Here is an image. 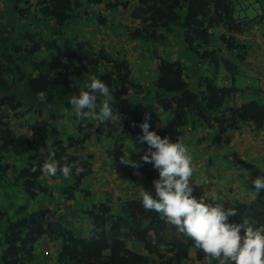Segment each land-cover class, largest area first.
<instances>
[{
  "label": "trees",
  "instance_id": "1",
  "mask_svg": "<svg viewBox=\"0 0 264 264\" xmlns=\"http://www.w3.org/2000/svg\"><path fill=\"white\" fill-rule=\"evenodd\" d=\"M101 6L119 23L109 26ZM0 14V186L24 196L13 212L0 207V264H206L194 241L142 206L141 188L155 196L158 179L140 159L146 116L161 138H194L209 156L205 167L213 159L238 172L228 156L241 139L243 155L257 159L242 174L253 195L239 189L231 203L219 201L221 192L207 197L208 185L197 184L204 176L192 179V194L235 209L229 223L264 225V191L256 195L251 183L264 175V12L249 16L240 0H5ZM85 14L97 19L96 32L107 26L139 42L151 79L134 73L124 48H92L71 26ZM45 59L51 65H41ZM90 75L114 88L122 132L73 111V78ZM40 92L45 103L35 99ZM131 141L138 168L121 163ZM45 153L84 171L31 172ZM96 158L116 172L117 194L104 176L99 181Z\"/></svg>",
  "mask_w": 264,
  "mask_h": 264
},
{
  "label": "clouds",
  "instance_id": "2",
  "mask_svg": "<svg viewBox=\"0 0 264 264\" xmlns=\"http://www.w3.org/2000/svg\"><path fill=\"white\" fill-rule=\"evenodd\" d=\"M73 85L78 91H74L69 103L79 119L110 123L122 132L121 113L114 108V88L95 75L82 82L73 78ZM35 99L45 103L46 93L40 92ZM149 119L146 116L139 125L142 135L138 141L148 146L140 159L157 170L158 179L152 182L155 196L140 187L143 208L162 214L180 233L194 241L204 254L206 264H264V225L253 226L247 220L229 223V217L236 215L235 209H226L220 203L213 205L206 202L204 196L199 199L193 196L190 184L194 175L193 158L183 142L184 137L173 140L165 135L161 138L156 131L149 130ZM121 163L134 168L141 166L130 160L128 153L127 160ZM73 170L84 171L75 162L58 161L55 153H45L43 164L31 168V172L40 171L49 177L58 172L68 177ZM251 183L256 195L264 191V175Z\"/></svg>",
  "mask_w": 264,
  "mask_h": 264
},
{
  "label": "rangeland",
  "instance_id": "3",
  "mask_svg": "<svg viewBox=\"0 0 264 264\" xmlns=\"http://www.w3.org/2000/svg\"><path fill=\"white\" fill-rule=\"evenodd\" d=\"M240 4L244 7L245 12L249 16H254L256 12H260V13L264 12V0H240ZM4 9H5V0L3 1L0 0V13ZM98 11L101 14V17L103 16L106 19L107 21L106 23L109 26H113L114 24L119 23V20L113 18L109 14V11L103 8L102 6L98 8ZM125 17L127 18V20L130 18L128 13L125 15ZM4 19L5 17H3L0 14V20L3 21ZM127 20L126 19L122 20L121 25L127 23ZM97 24H98L97 19H93L89 14L87 15L85 14L81 18V20L77 19L76 23L73 22L71 26L80 29L79 31L80 34L89 40L90 42L89 45L92 46V48H98L99 45L101 44H105V46L109 47L113 52L117 51L118 49L124 48L126 55L130 59L131 67L133 68L134 73L139 77H141L144 81L150 80L152 73V72L150 73L151 66H148L149 63L147 62V59L144 60L141 59L140 56L138 55V52L134 49V45H138L139 42H134V41H133L134 43L130 42L126 39L125 35H119L118 33H114L112 30L108 29L107 26L105 29L96 32L95 29L97 27ZM42 36L43 33L39 37ZM40 47H41L40 49L42 50L43 44H41ZM167 49H170L171 52H177V50H171L173 48L170 47ZM44 64L49 66V64L51 65V61H48L46 59L44 60V62L41 61V65L44 66ZM233 138L234 137H232V139ZM194 140L195 139L192 138L191 142L184 143L185 146L189 149V152L193 158L194 175L193 178H190V182L192 181V179H197V177L199 176L206 177L207 179L206 184L208 185V190L205 193L207 197H209L210 195H214L213 192L215 191L221 192L224 194V196L220 197L221 200L219 201H224L227 203H231L233 197H238V198L241 197V194L238 191L239 189L243 191V194L246 193L249 194L250 196L253 195L252 191L247 190L242 185V183L245 184L242 174L254 169V166L252 164L253 153L251 152L250 155H246V154L243 155L242 153L243 144L241 139L237 140L239 141L237 149H234V152L228 156V161L232 162V165L235 166L234 168H239L238 172H234V170H231L227 165H223L221 163H214L213 159L211 160V163L207 167H205V163L209 159V156L207 152H205L203 149H199V150L197 149V147L194 144ZM126 151L129 155V158H132V156L136 152L135 145L134 144L132 145L131 143L127 147ZM216 151H218L219 153H223L224 150L219 146H217ZM253 159L254 162H256L257 159L256 158ZM262 166H264V163H262ZM93 167L94 170L96 171V175L100 176L99 181H103L102 176H104L106 178V181L109 183V185L114 186V192L117 194L118 192L116 190L117 187L115 183L116 181H119V179L116 176V172L113 170L111 173L108 172L107 171L108 167L99 164V160L97 158ZM216 195L220 196L219 194ZM22 197L24 196L23 194H20V189L15 188L14 186L11 185L10 186L8 185L6 188L4 187L2 188L0 186V207L8 209L9 212H13L16 210V207L20 205V199H22ZM28 206L29 208L33 207L32 201L28 202Z\"/></svg>",
  "mask_w": 264,
  "mask_h": 264
},
{
  "label": "water",
  "instance_id": "4",
  "mask_svg": "<svg viewBox=\"0 0 264 264\" xmlns=\"http://www.w3.org/2000/svg\"><path fill=\"white\" fill-rule=\"evenodd\" d=\"M26 44H27V42H26Z\"/></svg>",
  "mask_w": 264,
  "mask_h": 264
}]
</instances>
